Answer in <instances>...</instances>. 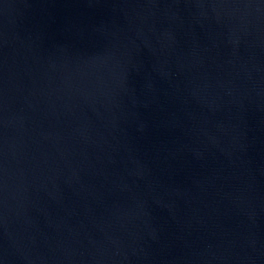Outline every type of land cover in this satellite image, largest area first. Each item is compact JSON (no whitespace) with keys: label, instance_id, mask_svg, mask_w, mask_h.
Instances as JSON below:
<instances>
[{"label":"water","instance_id":"obj_1","mask_svg":"<svg viewBox=\"0 0 264 264\" xmlns=\"http://www.w3.org/2000/svg\"><path fill=\"white\" fill-rule=\"evenodd\" d=\"M0 264H264V0H0Z\"/></svg>","mask_w":264,"mask_h":264}]
</instances>
